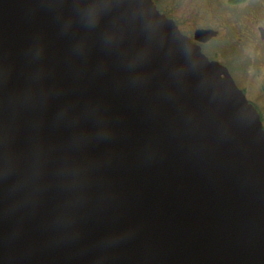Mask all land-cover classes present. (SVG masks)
Segmentation results:
<instances>
[{
  "label": "water",
  "instance_id": "1",
  "mask_svg": "<svg viewBox=\"0 0 264 264\" xmlns=\"http://www.w3.org/2000/svg\"><path fill=\"white\" fill-rule=\"evenodd\" d=\"M91 2L0 0V134L38 171L0 183V264H264L259 113L152 0Z\"/></svg>",
  "mask_w": 264,
  "mask_h": 264
},
{
  "label": "flooded vegetation",
  "instance_id": "2",
  "mask_svg": "<svg viewBox=\"0 0 264 264\" xmlns=\"http://www.w3.org/2000/svg\"><path fill=\"white\" fill-rule=\"evenodd\" d=\"M152 1L158 11L172 19L179 28V31L189 37L192 43L198 45L201 52L211 62L216 61L226 67L236 86L242 90L245 97H247V101L255 107L260 119H262L261 121H264V0H246L239 4H231L232 6H238L252 1L251 5H255V11L250 13L249 17H244L247 24L241 32L238 31L240 28L237 24H233L231 27L226 25L212 26L208 21L201 22V24L196 22L194 26L186 29L181 25L185 22V18L176 16L174 12L175 8L167 2L168 0ZM206 2L208 0H205ZM205 6L207 4L203 3V7ZM247 6H250V4ZM205 8L207 9V7ZM214 9L210 8L207 10L214 16ZM197 13L203 14L205 12L199 10ZM222 28L227 33H224L225 31ZM198 29L212 30L217 32V35L208 39V41H198L194 39V32ZM232 29L234 30L233 45L225 44L220 46V41L217 40L227 41ZM238 49H240V53L242 51L240 58L238 56ZM246 50L249 53L245 52Z\"/></svg>",
  "mask_w": 264,
  "mask_h": 264
},
{
  "label": "clouds",
  "instance_id": "3",
  "mask_svg": "<svg viewBox=\"0 0 264 264\" xmlns=\"http://www.w3.org/2000/svg\"><path fill=\"white\" fill-rule=\"evenodd\" d=\"M117 6L118 0H93V2L85 4L83 8L77 9L79 23L87 30H95L99 27L101 20L110 15ZM103 41L106 45L111 46L116 43V37L111 32H105ZM77 51H82V49L78 46ZM42 54L43 49L38 46L29 52L33 60H39ZM66 117L67 113L60 114L61 119ZM95 135L98 139H106L110 135V131L106 127H100L96 130ZM83 139L84 137L81 135L75 136L73 143L79 144ZM18 169L19 160L11 147V140L6 134H0V183L11 180V193L24 196L27 185L36 178L38 171L34 168L31 173L20 176ZM66 174L72 179L76 175L75 170H67Z\"/></svg>",
  "mask_w": 264,
  "mask_h": 264
},
{
  "label": "rangeland",
  "instance_id": "4",
  "mask_svg": "<svg viewBox=\"0 0 264 264\" xmlns=\"http://www.w3.org/2000/svg\"><path fill=\"white\" fill-rule=\"evenodd\" d=\"M167 2L170 5L174 6V12L176 16H179L180 18H185V22H183L181 25L186 29H189L191 28V26H194L196 22L198 24H201V22L208 21L212 26L226 25L228 27H231L233 24H237L240 28L238 31L241 32V30H243L245 28V25L247 24V21L244 17H249V14L255 11V5H251L252 1L247 4L238 6H232L233 4L231 5L226 0H208V2L206 3L205 0H168ZM203 3L207 4V6H205L207 7V9L215 8L214 16L205 7H203ZM248 4H250V6H247ZM199 10L205 13L198 14L197 11ZM222 30L225 31L224 33H227L224 28H222ZM233 32L234 30L232 29L231 34L229 35V39L227 41L223 42V40H217L220 41V46L225 44H230V46L233 45ZM245 52L249 53L248 50H246ZM238 53V56L240 58L242 55V51L240 53V49H238ZM262 125L264 128V121H262Z\"/></svg>",
  "mask_w": 264,
  "mask_h": 264
},
{
  "label": "trees",
  "instance_id": "5",
  "mask_svg": "<svg viewBox=\"0 0 264 264\" xmlns=\"http://www.w3.org/2000/svg\"><path fill=\"white\" fill-rule=\"evenodd\" d=\"M226 1L230 4H239V3H242L246 0H226Z\"/></svg>",
  "mask_w": 264,
  "mask_h": 264
}]
</instances>
